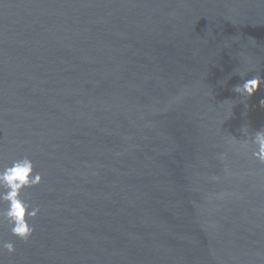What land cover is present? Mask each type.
<instances>
[{"label":"water","instance_id":"water-1","mask_svg":"<svg viewBox=\"0 0 264 264\" xmlns=\"http://www.w3.org/2000/svg\"><path fill=\"white\" fill-rule=\"evenodd\" d=\"M256 75L264 0H0V167L43 177L0 264H264Z\"/></svg>","mask_w":264,"mask_h":264},{"label":"clouds","instance_id":"clouds-1","mask_svg":"<svg viewBox=\"0 0 264 264\" xmlns=\"http://www.w3.org/2000/svg\"><path fill=\"white\" fill-rule=\"evenodd\" d=\"M261 85H264V77L256 75L245 80L242 85H237L234 91L247 99L254 95ZM260 106L264 107V99H261ZM241 131L247 137L243 139L244 144L241 147L246 148L249 143L253 145L252 155L264 163V129L250 133L248 127L244 126ZM42 183L41 173L35 171L34 162L27 155L13 160L10 165L0 167V223L6 221L12 235L25 242L29 241L35 231L31 221L38 217L41 209L38 205L29 204L23 198V193L26 188ZM5 249L8 253L16 251L13 242L0 241V252Z\"/></svg>","mask_w":264,"mask_h":264}]
</instances>
